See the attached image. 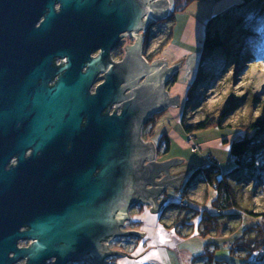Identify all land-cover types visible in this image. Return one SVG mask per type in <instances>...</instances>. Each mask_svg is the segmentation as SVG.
<instances>
[{
  "label": "water",
  "instance_id": "obj_1",
  "mask_svg": "<svg viewBox=\"0 0 264 264\" xmlns=\"http://www.w3.org/2000/svg\"><path fill=\"white\" fill-rule=\"evenodd\" d=\"M91 1L74 0L79 8ZM108 1H100L96 12L63 13V41L47 42L45 49L48 55L69 58L61 68L64 75L30 101L35 108L29 112L26 132L19 143L41 149L47 141L77 137L68 140L74 148L78 143L83 148L89 146L93 153L89 158L79 157L84 160L83 166L76 171L62 173L51 194L42 187L14 185V171L4 169L9 156L0 157V264L21 260L24 264H109L106 261L110 257L126 253L108 243L121 236L144 233L125 228L131 219L130 208L138 203L152 204L151 212L157 211L163 202L157 199L166 184L179 188L187 172L170 175L169 166L182 159L156 161L154 141L140 139L134 144L130 138L136 114L140 132L146 117L179 103L180 95L169 97L164 84L184 60L166 68L165 59L149 64L139 55L135 65L128 52L125 75L107 62L116 34L143 31L150 23L163 20L169 15L170 2L142 0L140 5L136 0ZM8 2L0 0V55L9 53V41L19 31L17 27L25 23V14L10 11ZM53 21L54 14H47L40 32H47ZM71 25L77 28L78 42L71 37ZM99 47L98 55L89 58L90 50ZM76 58L87 60L83 74ZM99 71L105 72L104 82L88 95L92 77ZM112 103L119 104L120 112L101 113ZM10 113V109L0 108V135L8 133ZM82 118L86 123L81 126ZM22 226L26 228L20 231ZM19 239L30 243L18 247Z\"/></svg>",
  "mask_w": 264,
  "mask_h": 264
},
{
  "label": "rangeland",
  "instance_id": "obj_2",
  "mask_svg": "<svg viewBox=\"0 0 264 264\" xmlns=\"http://www.w3.org/2000/svg\"><path fill=\"white\" fill-rule=\"evenodd\" d=\"M167 1L170 2V11L168 13L170 14L173 9V1ZM239 1L241 0H217L215 3V13L212 15L214 0H191L185 10L174 14L175 16L171 21H164L165 18H163V20L154 22L152 27L153 33L149 34L148 41L144 43L146 46L145 52L149 55L153 54L151 62L164 54L167 56V49L169 47V57H172L173 53H175L174 55L181 56L178 63L184 60L182 66L176 69L174 78L172 77L167 80V85L170 89L174 86L175 81L173 80L177 81L178 76L177 85L186 86L187 88V93L183 94L184 96L180 95L181 101L179 100V102H181L180 104L183 108L181 117L187 118L188 122H195L203 119L206 115H210L214 120L218 119L219 115H222V125L226 123L232 126L237 125L235 128L211 126L194 132V135L190 136L185 132L181 123L174 122L172 116L168 114L170 112L169 109H171L170 106L166 111L153 114V117L150 119L151 122H149V125L152 123V126H147L148 133L143 139L154 140L158 146L161 134L168 132L166 135L170 138L171 146L169 147L170 150L163 156L166 160L178 158L189 164V166L180 163L173 164L171 165L172 169L181 170L189 168L188 172H190L192 167L205 165V159L210 160L212 157V159L218 162V167H220L222 172H229L233 169L234 161L228 150L229 145L228 143L224 144V140L230 142L233 139L240 138L244 135V130L247 129L250 132L249 123L252 120L259 119L261 122H264V25L259 27L256 33H253L255 31L250 32L248 28L244 27L248 24L247 22H243V20L234 22L237 18L236 15L232 16L229 22L219 21L218 30L223 36L226 35V37L229 33H224V30L230 28L229 26L235 23L234 30L231 32L232 38L229 39V45L231 46L229 54L233 58L225 67H223L224 52L216 51L211 56L204 54L205 52L202 49L204 37L202 39L201 37H197L196 40L198 42L195 43H187L183 39L186 32L185 26H187L190 20H196L205 25L212 16L222 12L225 8L236 6ZM254 14L255 11H252L251 16ZM170 25H173L172 35L166 40L167 30ZM203 31L205 33V29ZM252 41L258 43L255 46L258 50L256 52L253 49H248V51L243 50L246 43L252 44ZM181 48H185V51H181ZM172 50L173 52L170 54ZM200 67L202 68V72L199 74ZM160 116L165 118L156 129L155 127ZM151 129L154 130V133ZM189 139L191 140L189 141ZM191 147H194L195 151H192ZM161 153L160 150V156ZM237 178V176H233L231 184L233 187L239 188L236 197L241 195V199L238 198V201L240 203L251 201L253 203V211L258 213L264 212V173H261L259 176L254 173L245 175L240 181ZM189 186V193L185 200L189 201L194 207L199 209L206 208L211 214L216 213V209H213L211 206L212 198H215L216 195L215 190L202 182H190ZM168 196L177 199L178 192L175 193L172 188H169L164 197ZM171 202L175 201L171 200ZM130 210L131 212L136 211L135 205ZM174 214L173 210L170 211V220L174 219ZM237 216L239 217L230 218L229 226L225 229L223 237L215 236V233H210L207 237L197 235L198 232L196 230L199 218L193 220V232L187 238L180 237L173 227L168 248L159 249L157 253L158 256L163 255L164 262L161 263L191 264L192 258L198 256L203 251V244L205 242H215L221 244L214 254L217 259H225L226 261L239 264L240 260L225 247L227 244L223 240L232 241L235 237L240 236L244 228L257 224L258 218L242 213ZM129 222V224L126 223V229L128 225H135L131 221ZM246 232L253 235L250 230ZM124 243L123 238L118 237L109 246L115 250L126 251L129 257V252L135 245H132V242ZM134 243L137 244L136 242ZM255 253L250 256L249 260L254 261L257 259L258 254H262L261 251L258 254ZM114 258L117 257L115 256ZM115 262V260L112 261V263ZM15 264H24V262L21 260ZM67 264L86 263L76 261ZM149 264L159 263L152 260Z\"/></svg>",
  "mask_w": 264,
  "mask_h": 264
},
{
  "label": "flooded vegetation",
  "instance_id": "obj_3",
  "mask_svg": "<svg viewBox=\"0 0 264 264\" xmlns=\"http://www.w3.org/2000/svg\"><path fill=\"white\" fill-rule=\"evenodd\" d=\"M67 1V2H65ZM103 0H92L88 6L81 8L75 6L74 0H9L8 5L10 11L25 14V23L22 27H17L18 32L14 33V38L9 41V53L0 55V108H8L11 110V119L8 133L0 135V157L9 156L4 166L5 170H13V184L20 185L25 189L35 186L42 187L49 191L58 182L62 173L74 172L83 166L84 157L92 155L89 146L75 144L62 137L47 141L41 149H35L34 144L31 146H20L19 143L26 132L29 112L35 106L30 102L34 96L45 93V90L52 88L58 79L63 77L64 70L61 69L69 58L67 56L48 55L46 48L47 42L59 43L63 41L61 26H63V13L77 14L79 12L88 13L99 11V2ZM109 0L107 4H111ZM141 5L142 0H136ZM54 14V21L49 30L45 33L40 32L42 22L47 14ZM153 23H150L146 30L137 32H121L116 34L117 40L110 46L107 54V62L112 63V69H116L122 75L127 74L128 61L126 55L128 52L137 63L139 55L142 56L149 64L151 56L145 52L144 43L148 41L149 34L153 33ZM72 39L77 40V29L71 25ZM131 43L127 44V42ZM89 44V43H88ZM87 44V45H88ZM97 43H90L94 46ZM101 48L91 49L89 58L97 56ZM153 51V50H152ZM81 64L80 74L86 71L87 60L76 58ZM77 73H74L76 75ZM105 72L99 71L87 88V94L95 93L98 86L104 82ZM168 80V79H167ZM167 81L164 89L167 91L169 87ZM27 102V103H26ZM171 107V106H170ZM169 109V107L167 108ZM165 109L164 111H166ZM121 107L117 103H112L109 108L103 109L101 113L108 111L109 114L120 112ZM153 115L146 117L145 121L138 128V115L134 116L131 123L130 138L132 143L143 141H153L143 139L148 133L147 126L151 122ZM81 126L86 123L85 118L81 120ZM152 126V123L149 125ZM138 128V129H137ZM152 130V129H151ZM74 148V150H73ZM156 146V153L158 151ZM85 154V155H83ZM51 189V190H52ZM51 190L49 193L51 194ZM19 199H14L17 201ZM46 200V199H45ZM56 202L59 199L46 201ZM25 226L20 227L22 231ZM29 240L19 239L18 247L29 245ZM24 262V260H22ZM20 262V261H19ZM18 263V262H17ZM25 263V262H24Z\"/></svg>",
  "mask_w": 264,
  "mask_h": 264
},
{
  "label": "trees",
  "instance_id": "obj_4",
  "mask_svg": "<svg viewBox=\"0 0 264 264\" xmlns=\"http://www.w3.org/2000/svg\"><path fill=\"white\" fill-rule=\"evenodd\" d=\"M172 1L173 9L164 21H171L175 16L174 14L185 10L191 0ZM252 11H255L253 16H251ZM235 15L237 17L234 21L235 23L243 20V22L248 23L244 27L248 28L250 32L255 31L253 33H256L259 27L264 25V0H241L236 4V6L234 5L227 9L225 8V10L212 16V18L208 19L206 22L204 38L202 41L203 52L209 56L216 51L224 52L223 67L228 65L230 60L233 58V56L229 54V50L231 49L229 39L232 38L231 32L234 30L235 23L229 26L230 28H226V30L223 29L224 33H229L227 37L226 35L223 36L218 30V24L219 21H231L232 16ZM172 26L173 25H170L167 30L166 40H168L172 35ZM255 41H252V44L246 43L245 49L243 50L248 51V49H253L256 52L258 49H256L255 46L258 45V43ZM199 71L200 74L202 72L201 67L199 68ZM221 116L222 115H219V118L214 120L210 117V115H206L203 119L195 122H188V119L182 116L180 123L185 132L190 136H193L194 132L204 130L211 126L219 128H235L237 126H232L229 123L222 125ZM249 124V129H251L250 132L247 131V129L244 130V135L240 138L233 139L230 142L224 140V144L228 143L229 145L228 150L234 161V165L232 167L233 169L225 173L217 167L218 165L215 167L213 164L192 167L184 185L178 189V192L182 194L180 202H182L183 205H181L179 201L169 202L168 204L163 205L159 212L160 219L162 220L167 210H173L175 212L173 215L174 219H169L171 224H163L168 228L174 227L176 230L175 232L183 238H187L192 234L193 220L196 218H199L196 230L198 232L197 235L207 237L210 233H215V236H222L225 229L229 226L230 218L239 217L237 215L240 213L249 216H256L258 218L257 224L244 228L242 234L232 239V241L226 242L223 240V242L227 244L225 247H227L233 255L235 254V257H238L240 260L239 264H264V212L258 213L253 211V203L251 201L248 203H240L238 198L241 199V195L236 197L239 188L236 186L233 187L231 184V178H233V176H237V180L240 181L245 177V175L254 173L259 176L261 173H264V122H261L259 119H255L252 120V122L250 121ZM152 131L154 133V130ZM160 138L161 140L157 149L158 151L161 150L162 155H164L170 150V138L166 135V133H163ZM190 182L206 183V185L211 186L215 190L216 195L215 198H212L211 206L213 209H216V213L211 214L206 208L199 209L194 207L189 203V201L185 200L189 193L190 186H192H189ZM247 230H250V232L252 231L251 234L253 235L247 233ZM121 238L125 241L124 244L132 242V245H136L134 242L138 243L140 240L137 236L133 235L121 236ZM220 245L221 244H217L215 242H205L203 244V251L198 256L192 258L190 263L237 264L235 262H229L225 259H217L215 257V251L220 247ZM260 251L262 252L261 255L258 254ZM254 253L258 254L257 259L254 261L249 260L250 256ZM114 257L115 256H112L108 259L109 264L116 259Z\"/></svg>",
  "mask_w": 264,
  "mask_h": 264
},
{
  "label": "crops",
  "instance_id": "obj_5",
  "mask_svg": "<svg viewBox=\"0 0 264 264\" xmlns=\"http://www.w3.org/2000/svg\"><path fill=\"white\" fill-rule=\"evenodd\" d=\"M215 3H216V1L214 0L212 15L215 13ZM169 11L170 10H168V13H169ZM185 27H186L185 28L186 32H185V35L183 37L185 42L195 43V42H198L196 40L197 37L198 38L201 37V39H202V37H204L203 36L204 35L203 30L205 29L204 23L202 24L199 21L190 20V22H188L187 26H185ZM193 45H195V44H193ZM169 50H170V47L167 49V54H168L167 56L164 54V55L160 56V58H158V57L156 58V60L165 59L168 63L164 64L163 66L166 68L172 67L173 65H175V63L177 64L180 57H181V56H178L177 54L174 55L175 53H173L172 57H169ZM180 50L185 51V48H181ZM172 52H173V50L170 51V54H172ZM172 59H174L175 61L173 60L170 63V61ZM174 74H176V70L173 71V73L168 77V79L172 78L174 76ZM178 79H179V77L177 76V81L174 82V86L171 87L169 90H167L170 96H174L177 94L184 96L183 94L187 93L186 86L184 87L182 85H177ZM179 100L181 101V98ZM180 103L181 102H179L178 104L172 105V107H170L171 109H169L170 112L168 113L169 115L172 116L173 121L174 122L176 121L178 123H180L181 115H182V109H183L182 105ZM166 115H163V116H166ZM164 118L162 116H160V118L157 121L156 127H155L156 129H157V127H159L160 123H162ZM165 133L168 134V132H165ZM190 140L191 139H189V141ZM155 145H156V143H155ZM160 157H162V158H160ZM155 160L156 161H162V160H166V159H165V157H163L162 153L160 156L159 153L157 152ZM180 164H185V165L189 166L188 162H185L184 160L182 162H180ZM188 169L189 168L176 170V169H172V166H169V174L170 175H176V174H179L181 172H186V171L188 172ZM166 174H167V172H166ZM185 177L186 176L184 175L183 178H181L180 187L182 185H184L185 180H186ZM166 185H167V187L165 188L163 193L157 199L158 203H161L163 201L161 207L163 205H166L169 202H171V200L175 201V202L180 201V197L182 195L181 193L178 192V189H180V187L175 188L172 185H169V184H166ZM169 188L170 189L172 188V190H174L175 193L178 192L177 199H175V197H169V196L164 197L165 193L167 192V190ZM135 207H136V211L131 212V210H130V212H129L130 217H131L130 221L132 223H134L135 225L134 226L128 225L127 229L135 230V231H139V232H144V233L142 236L141 235L137 236L140 240L135 245V247L129 252V254H130L129 257L127 256L128 254L126 251L121 250V251L125 252L126 255L125 256H122V255L119 256V258L115 259L116 262L111 263V264H131V263L132 264H149L152 260H155L156 262H158L160 264L161 262H164L163 255L158 256L157 253H158L159 249L168 248L169 240H170V237L172 235L173 227L168 228V227H165L163 224V223L171 224V222L169 220V215H170L171 210L170 211L167 210L165 212V215H164L163 220H162V219H160V212H159L161 207L157 211H153V212H151L152 204H139L138 203L135 205ZM161 241H163V242H161ZM117 250H120V249H117ZM106 262L109 263L108 260Z\"/></svg>",
  "mask_w": 264,
  "mask_h": 264
},
{
  "label": "bare ground",
  "instance_id": "obj_6",
  "mask_svg": "<svg viewBox=\"0 0 264 264\" xmlns=\"http://www.w3.org/2000/svg\"><path fill=\"white\" fill-rule=\"evenodd\" d=\"M173 81H176V80H173ZM189 90V89H188ZM167 93H168V91H166ZM168 95H169V93H168ZM169 97H170V95H169ZM187 101V100H186ZM205 164H213L215 167L218 165L219 166V164H218V162L217 161H215V159H212V157H211V159L210 160H208V159H205ZM217 166V167H218ZM219 169H220V167H219ZM189 174V172H187L186 174H185V176H189L188 175ZM230 242L229 240H226V242Z\"/></svg>",
  "mask_w": 264,
  "mask_h": 264
},
{
  "label": "built area",
  "instance_id": "obj_7",
  "mask_svg": "<svg viewBox=\"0 0 264 264\" xmlns=\"http://www.w3.org/2000/svg\"><path fill=\"white\" fill-rule=\"evenodd\" d=\"M191 150H192V151H195V148H194V147H191ZM179 202H180V201H179ZM180 204L183 205L182 202H180ZM126 223H128V222H126ZM124 224H125V223H124ZM126 225H127V224H125V228H126ZM108 244L110 245V243H108Z\"/></svg>",
  "mask_w": 264,
  "mask_h": 264
},
{
  "label": "snow or ice",
  "instance_id": "obj_8",
  "mask_svg": "<svg viewBox=\"0 0 264 264\" xmlns=\"http://www.w3.org/2000/svg\"><path fill=\"white\" fill-rule=\"evenodd\" d=\"M161 242H163V241H161Z\"/></svg>",
  "mask_w": 264,
  "mask_h": 264
}]
</instances>
